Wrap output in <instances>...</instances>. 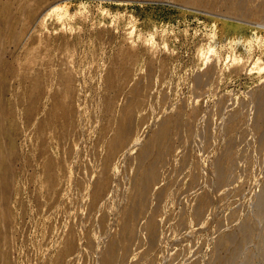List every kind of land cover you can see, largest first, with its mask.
<instances>
[{"label":"rangeland","instance_id":"rangeland-1","mask_svg":"<svg viewBox=\"0 0 264 264\" xmlns=\"http://www.w3.org/2000/svg\"><path fill=\"white\" fill-rule=\"evenodd\" d=\"M19 1L9 3L15 9ZM23 1L35 8V1ZM60 1L69 12L63 20L76 32L61 30L55 18L43 43L36 25L15 56L14 44L7 52L17 73L5 80L0 106H10L7 119L14 116L9 129L17 155L5 201L13 214L11 250L0 237V257L57 264L73 241L63 264H104L126 212L135 207L129 256L121 264H264V73L247 72L258 56L264 63V30L245 29L251 42L244 46L232 43L234 30L213 18L264 25V0ZM151 26L157 47L137 36L130 42L133 27L149 38ZM222 27L230 35L222 37ZM201 46H214L221 61L212 56L205 65ZM233 48L242 63L223 61ZM38 70L41 97L30 108L27 86ZM165 122L171 123V156L157 164L160 178L148 186L146 211L138 212L142 197L132 166ZM121 130L127 139L108 162ZM47 156L56 162L54 182L42 169ZM222 163L229 169L220 180ZM103 176L108 184L95 199ZM203 198L207 206L198 213ZM150 216L158 225L154 244Z\"/></svg>","mask_w":264,"mask_h":264},{"label":"bare ground","instance_id":"bare-ground-1","mask_svg":"<svg viewBox=\"0 0 264 264\" xmlns=\"http://www.w3.org/2000/svg\"><path fill=\"white\" fill-rule=\"evenodd\" d=\"M22 1L23 0L19 1L21 5L18 2L19 3L18 7H16L17 4H14L16 6L15 9H13L14 7H12L11 5L13 3H11L10 0L7 2L8 4L6 3L7 5H3L0 0V95L5 94V91L7 90V86L5 85L6 82L5 80L10 76L12 77L13 75L15 76L17 73L15 66L16 64L14 65L13 64L14 62H12L11 60L12 53L11 55L7 53L9 51L10 52L13 51V49L12 50L9 49L10 44L11 45L14 44L15 48L16 45H21L23 40L24 41L26 40L27 36L30 34V32L36 25L42 27V31L40 30V33L42 35L41 38H39V41L41 40L40 42L43 43L45 39L43 37L44 30L47 29V31H49L47 25L51 20L55 18L61 22V28H60L61 30L66 29L70 33L76 32L75 28L67 23V20L66 22L63 20L64 18L63 13L66 11L65 13L68 14L69 12L66 10L65 4L61 3L62 1L59 0L47 4L45 0H33L35 1V3L32 2V4L33 3L35 4L34 9L33 8L31 9L27 6L28 5L27 3H29V1L25 0L27 2L26 3L27 5L24 3L22 4ZM186 9L189 8L187 7ZM209 14L213 16V13H209ZM220 16L219 17L213 16V18L221 20L225 27L227 26L228 28L234 30V36L232 37V39L229 38V40L232 43L241 44L250 47L249 44L251 42V39L246 34L243 33L244 30L253 27H258L261 30H264L263 24L253 23L238 17H231L226 15H220ZM151 22H153V20ZM225 27H222V31L225 30ZM151 28L152 29L149 38L148 37L144 38L142 37L141 33L136 35V28L133 27L132 30L128 32L129 39H131L130 42L135 43L137 40L135 36H137L138 39L143 38L144 43L148 44L149 46L157 47L158 44L157 41L155 40L156 32L152 26ZM34 31L39 32V29ZM225 34L228 35L229 33L223 31L222 37L225 36ZM214 36L215 39L220 38L218 36V33H215ZM17 48L13 51L14 52L13 55L15 54ZM164 48L167 49L168 46L165 44ZM233 49H234L233 54L231 53L227 55L225 60L223 61L231 62L232 65L242 63L243 58L237 55L236 48ZM217 50L214 46H211L207 50L203 46H201L198 50V55L202 59L204 64L208 65L209 63L212 62V56H215V59H217L218 62L221 61V58L218 56ZM7 54H9L10 56L7 57ZM255 70L258 71L259 74L264 73V63H262L261 56H258L256 60L254 59V61L247 69V72L252 73ZM262 78H264V76H262ZM42 86H43L42 71L38 70L35 73V75L31 78L30 85L27 86L29 87V91H30V96L28 98L27 105L30 106V108H33V106L39 102V98L41 97ZM0 105H1V98H0ZM69 111L70 112H67L68 120L72 118L71 114L73 113V108H69ZM10 113H11L10 106L5 108H2L0 106V164H2V171L0 175L1 177L0 180H2V185L0 187V226L2 224L4 225V227L6 226L7 228L5 233H3L4 231L3 232L0 231L1 232L0 237L6 243V247H7L6 249L8 253L11 250L10 239H11V230L13 223L12 222L13 214L11 209L7 206L8 203L7 205H5V201L8 199V196L12 191V187L14 183V168H15V161L17 155L15 137L14 134L10 131V129L12 128L11 127L12 120L9 121L10 117H14V116H10L9 119L6 118V114H10ZM51 116L53 115L51 114ZM259 117L261 120H264L263 110H260ZM170 131H171V123L165 122L162 125L161 129L154 135V137L148 143V145L144 146L141 149L140 153L137 155L134 164L132 166L134 172L136 173L135 175L137 176L135 183L136 189L139 197H142V200L138 201L137 204H135L138 206V212H140L141 210L146 211L145 196L148 193V186L151 183H153L155 180H158L160 178V175L156 169L157 164L161 161L168 162L170 159L172 146L170 143H168L169 141L167 142L168 139L167 137ZM126 139H127L126 133L124 132V130H121L117 135V139L114 141L112 147L109 150L108 162L111 161L116 156L117 152L119 151V148L121 147L122 144H124ZM224 159H226L227 164L228 163L230 164V162H232L230 154L226 155ZM55 168H56L55 160L52 157L47 156L46 159L43 161L42 169L44 173L49 175L50 181L53 182L55 179V175L53 174ZM218 168L220 173V180H223L229 168L225 166L224 163L220 164ZM108 181L109 180L106 176L100 178L95 189V199H98L102 195L105 187L108 184ZM206 206H207V199L203 198L200 202L199 208L197 209L198 213H201V211ZM136 216H137V210L135 209V207H133L132 209L126 212L121 227L117 233V238H115V240L111 242V244L108 246L107 250L103 255L104 264H121L127 259V257L129 256V247L126 244V241L131 239L133 235L131 223L132 220L136 218ZM146 226L147 229L149 230L152 243L154 244L158 237V225L155 219L153 218V216L147 218ZM73 248H74L73 241L67 243L64 246V248L61 249V252L59 253V256L56 259L57 264H63L64 256L70 253V251ZM8 253L5 256V258L0 257V264H15L14 260L9 256Z\"/></svg>","mask_w":264,"mask_h":264}]
</instances>
